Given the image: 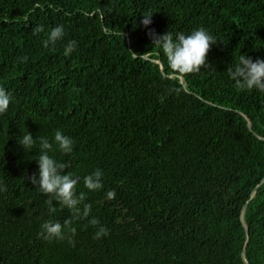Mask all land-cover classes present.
I'll return each mask as SVG.
<instances>
[{
	"label": "trees",
	"instance_id": "obj_1",
	"mask_svg": "<svg viewBox=\"0 0 264 264\" xmlns=\"http://www.w3.org/2000/svg\"><path fill=\"white\" fill-rule=\"evenodd\" d=\"M57 24L64 38L44 47ZM199 27L218 41L198 72L171 69L148 35ZM241 55L264 58V0H0V88L14 97L0 114V264H264V94L229 78ZM21 130L74 141L51 154L91 213L64 239L41 235L71 212L53 200L49 213Z\"/></svg>",
	"mask_w": 264,
	"mask_h": 264
},
{
	"label": "clouds",
	"instance_id": "obj_2",
	"mask_svg": "<svg viewBox=\"0 0 264 264\" xmlns=\"http://www.w3.org/2000/svg\"><path fill=\"white\" fill-rule=\"evenodd\" d=\"M144 26L152 23L151 15L144 16L142 21ZM43 29L36 27L34 35H39ZM153 44H157L167 56L168 66L179 73H191L201 70V66L208 67L206 64L207 53L212 44L218 39L208 32L204 27H199L189 33L179 32L173 35L169 31L164 34H157L154 29H149ZM65 36L63 24L52 27L47 38L42 41L44 47L55 45ZM77 49V41L69 40L64 47L65 55H70ZM27 57H21L26 60ZM227 73L234 86L239 91H257L264 94V58H255L241 55L238 61L227 68ZM14 103L13 95L4 88H0V114L8 111L10 104ZM22 131V130H21ZM18 142L25 151L38 149L39 155L36 158L38 170L29 179L39 191L49 197L48 211L55 213L57 206L53 200L59 202L61 209L67 208L71 216L66 218L64 223L45 221L41 225V235L45 239H64L66 232L75 233L76 229L72 226L73 221L88 218L91 213V205L83 204L85 194H76L78 180L71 174L64 171L67 163L56 159L51 153L60 151L64 154H71L74 148L73 139L65 135L63 131L56 130L51 139L47 136L34 137L30 131H22ZM102 170L97 169L93 173L85 176L84 186L88 190L100 189L102 185ZM4 188L0 186V191ZM109 197L114 196L109 192ZM90 223L98 226L94 238L100 239L108 234V229L100 224L98 218L92 217Z\"/></svg>",
	"mask_w": 264,
	"mask_h": 264
},
{
	"label": "water",
	"instance_id": "obj_3",
	"mask_svg": "<svg viewBox=\"0 0 264 264\" xmlns=\"http://www.w3.org/2000/svg\"><path fill=\"white\" fill-rule=\"evenodd\" d=\"M250 125H251V122H250ZM247 230H248V228H247ZM247 247V246H246Z\"/></svg>",
	"mask_w": 264,
	"mask_h": 264
}]
</instances>
